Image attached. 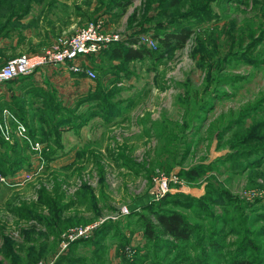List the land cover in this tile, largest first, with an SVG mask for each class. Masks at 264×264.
<instances>
[{"label":"rangeland","instance_id":"1","mask_svg":"<svg viewBox=\"0 0 264 264\" xmlns=\"http://www.w3.org/2000/svg\"><path fill=\"white\" fill-rule=\"evenodd\" d=\"M172 1L0 0L16 55L29 27L48 48L94 19L113 45L153 41L141 60L112 43L87 57L96 77L70 106L23 80L29 96L0 100V264H264V0ZM183 29V46L154 42ZM161 211L189 240L146 236Z\"/></svg>","mask_w":264,"mask_h":264},{"label":"built area","instance_id":"2","mask_svg":"<svg viewBox=\"0 0 264 264\" xmlns=\"http://www.w3.org/2000/svg\"><path fill=\"white\" fill-rule=\"evenodd\" d=\"M119 40L120 38L117 34L107 31V25L102 19L87 21L75 33L67 37H59L45 50L36 53H22L9 59L4 65L0 66V83L29 76L38 69L49 66H63L68 71L82 73L85 77L93 80L96 77L95 72L87 66L85 59L98 54L109 44ZM150 43H153L151 39H143L142 41L138 40L132 46L137 47L140 44L149 45ZM78 60L82 63H77L79 62ZM6 112L8 111L4 109L0 114V131L4 139L10 140V132L7 126L8 115ZM21 128L19 126L16 127L17 135L24 131ZM19 130L21 131L20 133ZM34 144L35 148L39 149V143L35 142ZM167 190V181L162 178L157 184L155 195H162ZM88 228H91V226ZM87 229H79L78 231L81 233Z\"/></svg>","mask_w":264,"mask_h":264},{"label":"crops","instance_id":"3","mask_svg":"<svg viewBox=\"0 0 264 264\" xmlns=\"http://www.w3.org/2000/svg\"><path fill=\"white\" fill-rule=\"evenodd\" d=\"M28 27V25H27ZM29 43L27 44V49L29 52L27 53H36L41 50H45L47 43H43V38L40 36L33 37L32 29L30 27L27 30ZM5 38H0V62L8 61L9 59L17 56L16 54L19 51L16 47L15 42H4ZM55 42L51 41L48 44V47ZM6 61V62H7ZM79 61V60H78ZM5 62V63H6ZM80 62V61H79ZM4 63V64H5ZM4 64H1L4 65ZM32 83L37 92H44L47 94L48 92H56L59 96V102L62 107L70 106L71 104H75L78 101V96L82 93L88 91V86H91L92 80L85 77L82 73H75L72 71H68L66 67L58 66V67H46L42 69H38L33 74L19 79H15L12 81H8L9 83L14 82V87H5V83H0V100H8V98H15L17 100H22L21 98H17L19 95L29 96L31 92L30 89H22V82ZM27 84V83H26ZM36 92V91H35ZM42 99V98H41Z\"/></svg>","mask_w":264,"mask_h":264},{"label":"trees","instance_id":"4","mask_svg":"<svg viewBox=\"0 0 264 264\" xmlns=\"http://www.w3.org/2000/svg\"><path fill=\"white\" fill-rule=\"evenodd\" d=\"M131 0H126L122 4L126 7ZM179 0H173L172 4L178 3ZM190 31L183 29L177 33H166L165 35H157L156 39L162 46L171 48L183 46L190 35ZM138 41L137 37H130L123 41L121 45H112L107 49L110 51L114 58L120 59L122 61L130 62L133 60H141L146 57H153V51L146 45L140 44L137 47H133ZM106 50L102 49L101 51ZM23 78V77H21ZM12 81V80H11ZM156 221H145V233L149 239L155 238V231L164 236H169L177 241H187L191 237L192 231L191 227L186 223L183 216L176 211L171 212H155ZM229 264H250L249 261L243 259H232Z\"/></svg>","mask_w":264,"mask_h":264}]
</instances>
